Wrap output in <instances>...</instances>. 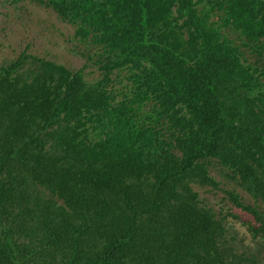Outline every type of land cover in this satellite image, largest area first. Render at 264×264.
Masks as SVG:
<instances>
[{
    "label": "trees",
    "instance_id": "16d2710c",
    "mask_svg": "<svg viewBox=\"0 0 264 264\" xmlns=\"http://www.w3.org/2000/svg\"><path fill=\"white\" fill-rule=\"evenodd\" d=\"M40 3L101 77L0 69V264H264L194 187L228 169L264 242V0Z\"/></svg>",
    "mask_w": 264,
    "mask_h": 264
},
{
    "label": "rangeland",
    "instance_id": "374dc122",
    "mask_svg": "<svg viewBox=\"0 0 264 264\" xmlns=\"http://www.w3.org/2000/svg\"><path fill=\"white\" fill-rule=\"evenodd\" d=\"M75 27L51 7L40 3V0H0V69L10 65L21 55L28 61L33 59V55L64 63L72 69L90 63L85 68L87 79L97 80L101 77L97 65L87 59L88 55L83 57L78 52L74 45L77 40H74V44L69 41ZM16 73L19 74L20 70L15 69L13 75ZM229 173L228 169L215 163L210 166V174L218 182V186L194 184V187L204 204L212 207L220 217H225L227 227L243 241L247 251L264 256L263 239L255 237L246 224L254 223V217L237 207L227 191L240 194L249 203H253L254 199L230 179Z\"/></svg>",
    "mask_w": 264,
    "mask_h": 264
}]
</instances>
